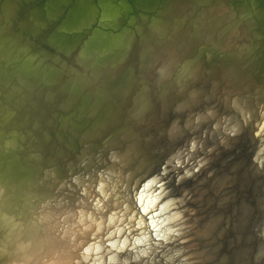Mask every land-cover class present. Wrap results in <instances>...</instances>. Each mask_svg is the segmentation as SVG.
Returning a JSON list of instances; mask_svg holds the SVG:
<instances>
[{
    "label": "water",
    "instance_id": "1",
    "mask_svg": "<svg viewBox=\"0 0 264 264\" xmlns=\"http://www.w3.org/2000/svg\"><path fill=\"white\" fill-rule=\"evenodd\" d=\"M33 1L42 6L46 23L56 24L52 36L44 40L50 48L46 50H34L20 32L0 31V140L6 135L16 137L21 150L25 148L39 162L53 156L55 161L46 170L58 166L64 176L70 165L78 166L84 150L86 160L92 157L97 163L87 160L81 167L92 172L96 168L104 172L114 154L122 158L114 159L118 163L128 155L120 165L131 170V199L137 209L136 197L150 179L156 178L155 185L163 193L168 190L163 195L168 196L174 184H181L176 183L179 171L194 168L209 151L205 147L203 154L184 163L185 169H174L189 154V145L202 138L210 124L215 126L209 122L183 129L200 123L204 114L214 115L216 105L205 108L202 102L216 100L217 94L244 98L257 104L256 112L245 123L239 143L219 156L240 152L248 179L262 176L257 203L262 212L264 159H257V152L264 144L260 130L264 122V0ZM57 51L75 53L82 70L64 67ZM154 59H163L154 72L163 76L151 82L146 70ZM187 63L196 72L182 79L179 70ZM229 66L242 72L236 75L238 83L223 81L222 69ZM139 94L150 97L144 95L143 106L133 110ZM230 114L224 112L221 118ZM3 115L10 116L7 123ZM94 127H101L100 135H104L89 137L88 130ZM213 138L210 135L207 141L215 142ZM188 175L186 182L197 180ZM259 213L250 218L247 228L256 241L260 240L255 230Z\"/></svg>",
    "mask_w": 264,
    "mask_h": 264
},
{
    "label": "bare ground",
    "instance_id": "2",
    "mask_svg": "<svg viewBox=\"0 0 264 264\" xmlns=\"http://www.w3.org/2000/svg\"><path fill=\"white\" fill-rule=\"evenodd\" d=\"M223 4L220 7L224 8ZM38 6L33 0H0L1 34L20 32V38L34 50L50 49L44 40L52 36L56 23L54 26L46 23L48 17L43 16L42 6ZM56 53L68 70H82L74 58L75 53ZM162 63L163 59H154L146 70L151 82L163 76V72L154 74ZM233 68L222 69L223 81L228 80L227 84L236 83L239 79L236 75H242ZM195 70L187 63L179 74H183L184 79L195 74ZM157 80L155 82L160 84ZM238 86L243 87V82ZM219 88L217 85V90ZM9 93L12 96V91ZM6 94L9 96L8 92ZM141 95L136 97L131 109L143 106L145 94ZM224 96L217 94L216 100L202 102L205 108L210 103L216 105L213 116L204 114L200 123L183 128L215 123V126L209 123L211 126L206 128L202 138L189 145V154L176 161L174 169L180 166L185 169V162L197 158L209 146V151L199 158L202 162L198 159L194 168L179 171L181 178L176 183L180 182L182 187L174 184L173 193L169 190L167 197L163 195L168 190L163 193L155 185L156 178L150 179L136 197L137 209L131 199V170L120 165L128 155L118 163L114 159L122 158L114 154L110 165L103 167L104 172L101 168L92 172L81 167L87 160L97 163L92 157L86 160L88 151L84 150L78 166L70 165L67 172L71 174L68 176L66 172L64 176L58 166L46 170L55 161L53 156L39 162L30 157L25 148L21 150L16 137L2 136L0 264H264V209L262 212L257 209L262 176L248 179L250 173L240 165L243 161L240 152L219 156L222 150L230 151L239 143L244 125L254 116L257 104L239 97L224 99ZM224 112L231 114L222 119ZM217 113L221 116H216ZM9 119L10 116L3 115L4 123ZM99 130L101 127H94L87 135L103 136ZM260 130L264 131V122ZM219 133L223 135L221 138ZM210 135L215 142L207 141ZM30 145L28 143V148L32 147ZM263 145L257 152L259 160L264 159ZM188 174L197 180L186 182ZM172 194L174 197H170ZM153 210H157L155 215L146 217L145 213ZM258 213L255 230L260 240L256 241L247 228L250 218ZM184 237L189 242L180 243V239L186 240Z\"/></svg>",
    "mask_w": 264,
    "mask_h": 264
}]
</instances>
